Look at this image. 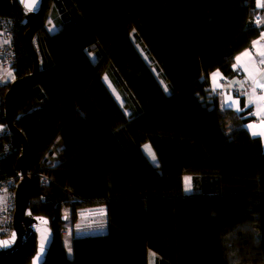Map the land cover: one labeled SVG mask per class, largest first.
Masks as SVG:
<instances>
[{
	"label": "trees",
	"instance_id": "16d2710c",
	"mask_svg": "<svg viewBox=\"0 0 264 264\" xmlns=\"http://www.w3.org/2000/svg\"><path fill=\"white\" fill-rule=\"evenodd\" d=\"M261 13L258 0L43 1L40 81L13 105L31 208L55 233L45 264H264V145L210 85L216 70L234 74ZM0 18L23 77L34 62L17 0H0ZM10 84L0 86L3 124ZM22 148L10 129L0 138V178L18 177ZM81 208H103L107 229L73 237L69 256L62 230ZM35 252L34 236L0 264Z\"/></svg>",
	"mask_w": 264,
	"mask_h": 264
},
{
	"label": "water",
	"instance_id": "95a60500",
	"mask_svg": "<svg viewBox=\"0 0 264 264\" xmlns=\"http://www.w3.org/2000/svg\"><path fill=\"white\" fill-rule=\"evenodd\" d=\"M44 0H36V4L30 10L25 3L17 0L24 13L23 24L29 25L25 33V41L33 57V70L23 77L16 78L10 84L5 94V117L9 129L17 134L23 143L22 153L18 157L17 167L22 173V178L15 185V210L13 213L12 232L9 236L0 237V241H11L6 247H0V258L10 256L22 250L35 236L36 252L28 264H45L54 244L55 233L51 227V219L48 216L37 215L31 208V194L34 187L30 173L29 144L26 136L17 127L16 120L22 114L16 115L13 98L21 96L24 92L36 86L40 81L42 69L41 59L35 45L36 18L40 13ZM67 216H64V220ZM15 234V239H13ZM43 244V250L41 245ZM39 257V259H37Z\"/></svg>",
	"mask_w": 264,
	"mask_h": 264
},
{
	"label": "crops",
	"instance_id": "0c3cea01",
	"mask_svg": "<svg viewBox=\"0 0 264 264\" xmlns=\"http://www.w3.org/2000/svg\"><path fill=\"white\" fill-rule=\"evenodd\" d=\"M259 2L260 0H258V4ZM258 8L262 10V13L258 15L257 21H259V24H264V7L258 6ZM262 37H264V28L259 37L254 40L258 41V44L254 47L252 43L250 48L240 52L239 55L236 56H241V54L246 51L250 53L248 56H241V63L247 71L242 70L238 66L234 69V74L228 77L219 70L212 72L210 75V85L212 89L219 94L221 107L224 109H233L241 118L247 119L242 125L251 135L253 130L260 131L264 128V125H262V121H264V100L258 99L264 96V89L258 86L259 84H264V64L260 62L264 59V56L260 55V53H264V38ZM4 39L5 38L0 33V46L4 42ZM236 57L233 66L237 65ZM240 71L242 74L239 75L237 72ZM217 72L222 74L223 79L218 76L216 81H214L212 74ZM15 79V67L13 69L0 66V86L8 85ZM219 85H222V87ZM253 89H255V91H253ZM229 96L232 97V101L230 103H225ZM249 100H251L252 103H248ZM236 101H238V105ZM237 108L240 110H237ZM251 113H258V115H251ZM248 125H253L254 129H249ZM252 136L255 137L254 135ZM256 137H259L264 145V136L256 135ZM88 235L92 234H85L84 236Z\"/></svg>",
	"mask_w": 264,
	"mask_h": 264
},
{
	"label": "rangeland",
	"instance_id": "374dc122",
	"mask_svg": "<svg viewBox=\"0 0 264 264\" xmlns=\"http://www.w3.org/2000/svg\"><path fill=\"white\" fill-rule=\"evenodd\" d=\"M47 26H48V29L52 32L57 30L56 25L51 21V19L49 20V23ZM3 37L5 39L3 40L4 42L1 44L0 48H4V46H6V44H7V40H6V37L4 36V34H3ZM143 55L150 62V59L147 57V55L145 53H143ZM92 56L94 57L93 54H92ZM14 65H15V62H14ZM104 79H105L107 85L112 90L113 94L116 96L117 101H119L120 104L123 105L124 104V102L122 101L123 99L120 96V94L118 93V91L116 90V88L114 87V85L112 84L111 80L108 78V76H105ZM149 146L150 145L147 144L143 148L145 149L147 154L150 155L151 159L153 161H156L153 150ZM149 148H150V151H149ZM187 178H191V177L190 176L186 177V179H185L186 184L188 183ZM191 184H192V182L190 179V185ZM190 188H191V186H190ZM190 188L187 186V190H190ZM104 212H105V210L103 208H100V209L81 208L78 210V216H77L76 222L73 223V221L71 219H68L66 221V225L64 226L62 231H63V235H64V237H63L64 241L63 242L67 248V252H68L69 256L73 255V251L71 249L73 237L84 236L85 234H92V235L102 234V233L106 232L107 223L105 221V218L103 217ZM63 213L67 214V215L71 214L69 210H64ZM67 215H65V216H67Z\"/></svg>",
	"mask_w": 264,
	"mask_h": 264
},
{
	"label": "built area",
	"instance_id": "2783aa9c",
	"mask_svg": "<svg viewBox=\"0 0 264 264\" xmlns=\"http://www.w3.org/2000/svg\"><path fill=\"white\" fill-rule=\"evenodd\" d=\"M0 33L2 36L4 34L7 40L6 46L0 48V66L14 69L15 57L13 54V35L6 22L1 18ZM237 73H239V75L242 74L241 71ZM6 131L9 132L8 125L0 122V138L4 136ZM2 153L3 152L0 151L1 155ZM22 176L23 175L20 172L17 178H0V237L9 236L12 232L13 213L15 210V185L19 182Z\"/></svg>",
	"mask_w": 264,
	"mask_h": 264
},
{
	"label": "snow or ice",
	"instance_id": "6c2138e0",
	"mask_svg": "<svg viewBox=\"0 0 264 264\" xmlns=\"http://www.w3.org/2000/svg\"><path fill=\"white\" fill-rule=\"evenodd\" d=\"M21 2H22V3H25V4H26V7H28L30 10H31L32 7L36 4V0H21ZM258 6H260V7H264V0H260ZM257 23H259V21H257ZM262 38H264V37H262ZM257 44H258V41H254V42H253V46H254V47H255ZM248 55H250V53L247 52V51H246L245 53H242V54H241V56H248ZM260 55H261V56H264V53H260ZM241 56L236 57L237 65H234L233 67H234V69H235V68H237V67L239 66L242 70L247 71V69L244 68L243 65H242V63H241ZM260 62H261L262 64H264V59H262ZM218 76H219L221 79H223L222 74H220L219 72H217V73H213V74H212V78H213V80L216 81V78H217ZM219 86L222 87V85H219ZM258 86H259L260 88L264 89V84H259ZM253 91H255V89H253ZM258 99H260V100H264V96H261V97H259ZM231 101H232V97L229 96V97H227L225 103H230ZM236 103H237V105H238V101H236ZM248 103H252V101L249 100ZM237 110H240V109L237 108ZM251 115H258V113H251ZM262 125H264V121H262ZM248 127H249V129H254V126H253V125H248ZM252 135H254V136H256V135L264 136V128H262L260 131L253 130V131H252ZM149 151H150V148H149ZM190 179H191V178H187V181H188L187 186H188L189 188H190V186H191V185H190ZM13 239H15V234H13ZM10 243H11V241H7V240H6V241H0V247H6V246H8ZM41 250H43V244L41 245ZM154 255H155V254L153 253V256H154ZM37 259H39V257H38Z\"/></svg>",
	"mask_w": 264,
	"mask_h": 264
}]
</instances>
